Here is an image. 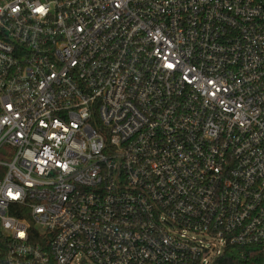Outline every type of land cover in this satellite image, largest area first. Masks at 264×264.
Masks as SVG:
<instances>
[{"label": "built area", "instance_id": "2783aa9c", "mask_svg": "<svg viewBox=\"0 0 264 264\" xmlns=\"http://www.w3.org/2000/svg\"><path fill=\"white\" fill-rule=\"evenodd\" d=\"M0 264H264V0H0Z\"/></svg>", "mask_w": 264, "mask_h": 264}]
</instances>
